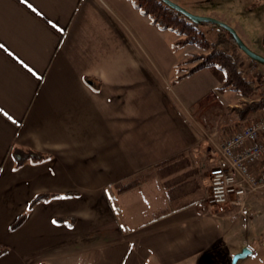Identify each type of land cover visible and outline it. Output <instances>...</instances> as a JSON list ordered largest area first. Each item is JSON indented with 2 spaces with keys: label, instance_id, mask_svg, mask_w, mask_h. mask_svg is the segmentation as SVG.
Listing matches in <instances>:
<instances>
[{
  "label": "crops",
  "instance_id": "obj_1",
  "mask_svg": "<svg viewBox=\"0 0 264 264\" xmlns=\"http://www.w3.org/2000/svg\"><path fill=\"white\" fill-rule=\"evenodd\" d=\"M170 37L129 0H0V264H231L245 247L200 179L213 109L242 98L216 67L178 79L190 52ZM25 150L47 159L17 167ZM42 194L59 196L28 210Z\"/></svg>",
  "mask_w": 264,
  "mask_h": 264
},
{
  "label": "trees",
  "instance_id": "obj_2",
  "mask_svg": "<svg viewBox=\"0 0 264 264\" xmlns=\"http://www.w3.org/2000/svg\"><path fill=\"white\" fill-rule=\"evenodd\" d=\"M144 16L150 19L153 26L160 30L173 32L177 39L172 43L173 51H179L187 46H196L203 53H188L187 58L177 64L176 71H186L178 79L190 76L200 70L216 67L223 72L224 79L220 87L223 91L236 92L242 98V104L234 109L240 119L264 112V94L256 81L242 68V62L250 56L242 40L230 28L211 20H193L184 13L168 6L161 0H129ZM195 65L189 67L188 65ZM47 159L46 155L30 150L23 151L17 159V167L26 162L39 163ZM143 181L130 177L114 184L117 194L129 191L139 186ZM56 194H42L35 197L29 205L30 210L39 202L49 201ZM68 196V195H66ZM183 207H180V209ZM28 212L21 215L11 226L18 229L26 220ZM57 223L71 225L74 219L58 218ZM8 249L0 245V258Z\"/></svg>",
  "mask_w": 264,
  "mask_h": 264
},
{
  "label": "rangeland",
  "instance_id": "obj_3",
  "mask_svg": "<svg viewBox=\"0 0 264 264\" xmlns=\"http://www.w3.org/2000/svg\"><path fill=\"white\" fill-rule=\"evenodd\" d=\"M170 1H172L178 7L194 16L222 20V22L227 24V26H229L242 40L248 53L258 57H264V0ZM170 33L172 38H177V36L173 32ZM187 52L203 53V51L198 49L196 46H188L178 54L179 58L182 59L183 57H185ZM195 64L196 63L190 64L188 66L191 67ZM242 68L246 70L248 75H250L259 86L260 77L264 74V62H253L251 59L246 58L242 62ZM234 95L236 94L226 93L223 97L227 100L231 97H234ZM242 101V99L239 101H234L237 105H234L232 107L240 106V104H242ZM220 104L221 103L217 104V109H213V124L211 127L212 133H206L207 136L205 134L208 144L205 149L206 157L203 158L205 166L203 167V174L201 175L200 179L202 181L203 186L207 189L210 170L214 166V164L218 162L216 154L218 151L217 147L223 142L225 138H227V136L231 135L234 131H236L243 121H250L254 116L250 115L248 118L242 120L238 116L237 112L230 106ZM219 119H222L224 121L220 125L218 123H215ZM201 127L204 129L205 127L209 128L210 126L201 125ZM217 132L221 134L217 135ZM208 135L211 136V141L208 139ZM153 189V192H156V189L154 187ZM181 190H183L182 187H180L176 191L173 190L172 192L176 193ZM167 193L169 197H172L169 192ZM151 199H149V201ZM263 199L264 194H256L249 196L244 199L242 209L240 210V207L230 206V204L223 206L211 205L208 202V197L206 198V203L210 206L213 213L222 215V217H227L228 222L230 224L227 230L230 229L231 231L232 228V232L229 234L227 242L228 249H233L232 247L234 245L240 244L245 245V247H250L251 249H264V233H261L256 229V221L264 219ZM246 209H248V211H246ZM261 221L262 220H260V222Z\"/></svg>",
  "mask_w": 264,
  "mask_h": 264
},
{
  "label": "built area",
  "instance_id": "obj_4",
  "mask_svg": "<svg viewBox=\"0 0 264 264\" xmlns=\"http://www.w3.org/2000/svg\"><path fill=\"white\" fill-rule=\"evenodd\" d=\"M259 86L264 93V74ZM208 139L211 141V136ZM217 150L218 162L208 178V202L217 206L230 204L241 210L244 199L264 194V112L243 121Z\"/></svg>",
  "mask_w": 264,
  "mask_h": 264
},
{
  "label": "water",
  "instance_id": "obj_5",
  "mask_svg": "<svg viewBox=\"0 0 264 264\" xmlns=\"http://www.w3.org/2000/svg\"><path fill=\"white\" fill-rule=\"evenodd\" d=\"M163 2H165L168 6L184 13L187 17H189L190 19H193V20H200V21H203V20H211L215 23H218V24H222L220 21H217V20H214V19H210V18H203V17H197V16H194L188 12H186L185 10L181 9L180 7H178L176 4H174L172 1L170 0H161ZM227 28L230 29L229 26L226 25ZM250 57L255 60V61H259L261 63L264 62V57H258V56H254L252 54H250ZM252 254V249L250 247H243L242 250L238 253H236L233 258H232V261H231V264H238L241 260L247 258L248 256H250Z\"/></svg>",
  "mask_w": 264,
  "mask_h": 264
}]
</instances>
